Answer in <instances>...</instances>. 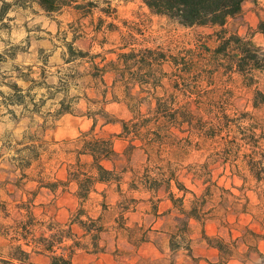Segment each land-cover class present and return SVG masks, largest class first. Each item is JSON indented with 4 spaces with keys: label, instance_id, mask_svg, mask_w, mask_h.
<instances>
[{
    "label": "rangeland",
    "instance_id": "obj_1",
    "mask_svg": "<svg viewBox=\"0 0 264 264\" xmlns=\"http://www.w3.org/2000/svg\"><path fill=\"white\" fill-rule=\"evenodd\" d=\"M17 1L0 0V53L6 55V57L3 55L6 62L0 63V82L5 83L15 81L22 83L16 77V66L32 63L41 66L45 59L52 66L51 71H56L57 68L53 65L59 63L62 65L61 53L64 48L61 40L56 37L57 20H62L64 26L69 21L67 16L59 17L56 21L43 18L39 14L38 6L22 9L21 3ZM113 5L118 9L116 22L121 29L120 32L109 35V41L115 44L121 41L122 33H128L124 20L133 22L142 29L139 31L142 34L135 31L138 45L160 46L175 52L178 49L192 48L201 53L202 48L199 49L197 45L199 40L205 41L211 49H215L220 44L215 35L209 36L213 33V28L180 26L167 17L152 14L149 8L138 0L128 3L124 0H113ZM261 20H264V0H245L240 15L228 21V28L242 37L250 38L255 44L264 46V35L258 29ZM38 37H44V40ZM101 38L100 35L99 39ZM68 39L71 40V35ZM78 45L86 48L89 40L79 41ZM112 45V43L106 44L105 48ZM102 50L97 42L92 51ZM87 66L88 64L85 63L80 68L84 69ZM68 67H71L70 64L64 63L63 71ZM164 70L171 72L173 68L171 65H165ZM35 71L40 70L35 68ZM206 77L199 83L201 98L189 92L179 93L175 95L176 101L167 100V107L177 108L183 105L191 107L198 114L194 121L198 128L202 125L208 127L206 121H211L210 118H215L218 111L223 109L231 117L239 113H249L253 118H246L243 125L259 122L261 127L264 126V103L260 102L259 107L254 106L256 89L264 93L262 73H255L256 83L252 86L246 84L239 72L230 71L225 66L212 77ZM85 81H89V78ZM106 81L109 85L106 99L95 89H87L91 99L94 100L91 105L96 109L105 107L108 118L114 119L113 123H106L107 118L99 117L95 127L96 133L113 139L117 152L113 161H107L106 165L116 166L118 170L126 167L140 169L146 164L148 153L136 146L142 143L140 139L132 141L131 137L121 136V120L133 117L137 113L152 116L160 97L170 99L174 95L171 79L163 78L162 86L156 88L131 84L129 89L124 85L112 88L110 86L112 79L109 76ZM0 89L7 93L12 91L7 85H0ZM101 89H104V86H101ZM82 90L72 87L69 95L72 97L82 93ZM207 90L210 92L208 93ZM52 102L51 100L47 102L43 112L52 106ZM86 106H88L86 100L82 99L73 115H66L56 122H51L49 119L46 131L41 128L44 123L42 118L36 117L33 123L28 118H23L16 124L5 106H0L1 225L15 228L19 220L29 219L28 210H31L36 218L34 232L37 236L46 230L51 222L62 224L70 222L71 213L79 207V200L74 194L75 185H71L66 190L60 187L57 191H52L44 187L39 188L37 181L23 179L22 182L25 184L19 186L18 181L22 177V171L16 167L11 158L19 143L29 142L31 138L43 137L56 141L52 148H73V143H65L64 140L72 141L80 130H87L93 126V119L81 116ZM11 109H14L18 115L21 111V108L11 107ZM221 122L225 125L227 122L223 113ZM149 126L154 127V123L151 122ZM189 128L188 123L182 125L180 129L177 128L176 136L165 139L163 144L156 143L155 150L151 151L150 155L158 164L176 170L181 181L199 195H203L206 200L205 207L213 209L205 228L207 235L212 239L211 244L202 238L200 223H192L194 258L182 252L174 255L168 247V236L163 232L152 233L151 242L137 249L125 238L117 239L114 231H109L104 234L105 252L77 251L73 255V264H264V182L260 183L256 180L248 165L247 154L251 152V145L245 144L243 134L237 133V127H233V132L231 136L227 135L226 141L221 139V134L215 139L196 135L191 137L188 133ZM141 129L142 133H146L145 127ZM226 129L224 127L223 131L226 132ZM260 131L258 128L257 132ZM235 133L238 140L232 138ZM188 138L193 144H189ZM158 146H161V151H157ZM261 146L264 148V139ZM229 148L232 152H229ZM74 158V154H67L64 151L52 159L44 157L46 173H51V176L54 173H59L61 177L65 176L66 166ZM36 165L37 163H34L33 167ZM33 167L27 170L30 176H35L32 172ZM130 175L131 171L128 170L125 179H129ZM126 187L125 184L123 188ZM104 188L105 186L100 185L98 192L93 193L84 203V208L96 217L101 216L105 225L111 227L116 225L115 219L118 213L115 206L119 194L114 187H111L104 197L102 194ZM127 195L140 196V193L127 191ZM187 197L191 199L193 195L189 193ZM30 200H33V206L31 204L29 206ZM3 202L7 204L6 212L2 209ZM186 205H189V200ZM164 208L165 206H162V210ZM147 209L148 212L151 210L150 204H140L136 213L129 212L126 216L131 221L143 218L148 226L154 223V227L161 231H167L169 226L173 225V216L156 218L147 214L145 212ZM65 228H68V225H65ZM74 228L75 231L78 229L77 226ZM5 234V228L3 230L0 227V253L5 257L13 251L12 245L23 243L27 248L24 240L19 242L12 240L15 236L14 231ZM67 243H72V240H68ZM61 248L63 247L56 246L57 252H62ZM31 260L37 264H49L50 257L46 254L32 253ZM13 264L22 263L15 261Z\"/></svg>",
    "mask_w": 264,
    "mask_h": 264
},
{
    "label": "trees",
    "instance_id": "obj_2",
    "mask_svg": "<svg viewBox=\"0 0 264 264\" xmlns=\"http://www.w3.org/2000/svg\"><path fill=\"white\" fill-rule=\"evenodd\" d=\"M28 1L38 2L49 15L62 13L66 9L74 15L75 18L68 24V28L62 31V38L66 46L63 55L64 63L70 64L71 67H68L66 71H61L59 83L54 91L62 94V99L59 101L60 107L54 113H49L50 116L56 118L66 113H72L75 111L76 104L81 99H85L88 104L85 114L93 119V126L88 130L80 131L72 141H65V143H73V148L53 147V149L52 145L57 142L43 137L31 138L29 142L19 143V147L15 148L11 160L22 171V177L18 181L19 186L25 184L22 182L23 179L37 181L39 188L44 187L52 191H57L60 187L66 190L71 185H75L74 194L79 200V207L71 213L69 223L51 222L39 236L34 232L37 221L31 210H28L29 219L19 220L15 228L13 226L4 227L0 224L3 230L5 228V235L14 231L15 236L12 237V240L14 242L24 240L27 247L25 248L23 243L12 245L13 251L9 252V256L5 257L0 253V264H13L15 261L22 264H37L31 260L32 252L48 255L50 257L49 264H73V255L78 249L102 250L100 241L102 234L108 228L101 216L96 217L84 208V203L90 199L93 193L98 192L100 185L105 186L102 192L104 197L111 187H114V190L119 194L115 206L118 213L116 228L126 231L134 244L147 241L148 233L137 225L127 226L126 213L134 210L138 202L134 195L128 196L127 191L151 193L150 199L154 203L155 210L158 205L154 201L169 200L171 202L172 207L169 211L174 212L175 222L170 233L172 250H184L192 254L193 221L201 224L203 238L211 244L212 239L205 232V224L211 217L213 209L205 207L206 200L203 195H199L181 181L176 170L152 160L150 152L155 150L156 143L163 144L165 139L174 138L175 130L180 129L185 123L189 124L188 133L191 137L196 135L215 139L221 134V139L225 141L227 135L231 136L233 127H237V133L243 134L245 144L251 145V152L247 154L250 170L258 182H264V148L261 146L264 139V126L261 127L259 122L243 125L246 118H253L249 113H239L235 117H231L223 109L218 111L215 118L211 117V121H206L208 127L202 125L198 128L194 124L198 114L191 107H187V105L177 108L167 107V100L176 101L175 95L179 93L189 92L191 95L194 94L201 98L199 83L206 76V78L212 77L224 66L230 71L239 72L249 86L256 83V72L264 75V46H259L250 38L242 37L236 31L228 28V21L240 15L245 0H138L147 6L152 14L167 17L180 26L213 28L214 31L209 36L215 35L220 44L215 49H211L205 41L199 40L197 45L199 49L202 48L201 53L192 48L178 49L175 52L160 46L138 45L135 31L139 32L142 29L127 20H124V25L128 27V33L121 34L119 43L110 42L109 35L121 30L120 25L116 22L118 9L113 5V0ZM133 1L137 0H124L126 3ZM258 29L264 35V20L260 21ZM69 32H72L73 38L72 41L66 42ZM139 33L142 34V32ZM89 35L92 45L88 50H83L75 45L76 40ZM100 35L101 39H99ZM97 42L103 50L93 52L92 47ZM109 43L113 45L105 48ZM2 57L3 55L0 54V61ZM85 63L88 66L81 69L80 67ZM165 65H171L173 70L165 71ZM30 73L31 71L23 78L25 81L31 82L28 91L24 93L18 83H13L10 86L13 93L8 99L10 102L26 107L27 97L31 98L29 101L34 104V108L31 110L34 114L39 112L43 102L35 103L30 91L34 88L44 86L51 88V86L45 81L44 70L39 80L29 78ZM107 76L112 79L110 85L112 88L124 85L127 89L131 84L156 88L162 86L163 78L170 77L171 79L174 95L170 99L160 97L152 116L148 117L145 114L137 113L133 117L121 120V136L131 137L132 141L140 139L142 143L136 144V146L148 153V160L140 169L126 167L118 170L116 166L106 165L107 161H113L117 152L113 139L96 133L95 127L99 117L107 118L106 123H113L114 119L108 118L105 107L96 109L91 105L94 100L91 99L87 89H95L106 99L109 91ZM86 78H89V81L86 82ZM82 83L83 86H81ZM101 86H104V89H101ZM72 87L82 88V93L71 97L69 92ZM207 91L210 92V90ZM260 102L264 103V93L260 89H256L254 106L259 107ZM222 113L227 121L226 125L221 122ZM151 122L154 123L155 128L149 126ZM142 127L147 129L146 133H142ZM224 127L227 128V133L223 131ZM46 128L47 126L42 127L43 130ZM258 128H260V132H257ZM236 135V133L232 135V138L238 140ZM188 142L190 145L193 144L190 139ZM62 151L74 154L75 158L67 164L65 176L61 177L59 173H54L51 176V173H46L43 158L52 159ZM157 151H161V146H158ZM229 152H232L231 148H229ZM34 163H37L35 167H33ZM32 167L35 176H30L27 173V170ZM128 170L131 171V175L129 179H125ZM125 184L127 185L126 189L123 188ZM189 193L193 195L191 199L187 197ZM188 200L189 205H186ZM30 204L33 206V200L29 201V206ZM2 205V209L6 212V202H3ZM41 224L43 225V223ZM65 225H68V228H65ZM75 226L78 228L77 231H75ZM48 232H50L49 235H47ZM68 240H72V243L68 244ZM56 246H62L63 251L57 252Z\"/></svg>",
    "mask_w": 264,
    "mask_h": 264
},
{
    "label": "crops",
    "instance_id": "obj_3",
    "mask_svg": "<svg viewBox=\"0 0 264 264\" xmlns=\"http://www.w3.org/2000/svg\"><path fill=\"white\" fill-rule=\"evenodd\" d=\"M17 2L21 3L20 6H21L22 9L23 8L25 9L27 7L30 8L32 6H38L39 9H40V13L39 12L38 13L41 14L43 18L51 19L52 21H54V20L56 21L59 17H64V16H67L69 18V21L66 23L65 26L63 25V21L62 20H57V26L58 27H57L56 37L61 40L62 46H64V48H63L62 53H61L62 65H60V63L53 65L54 67L57 68L56 71H54V72L51 71L52 66L49 65V61L47 59H45V61L42 63L41 66H38V65L32 63V64H28V65H24V66H16L15 67V69L17 70V76L16 77H17V79H20L22 81V83H20L19 81H17V82L15 81L14 83H18L19 86H21L23 88V92L24 93H26L28 91V88L31 85L30 81H25L23 79L24 75L31 71L29 78H34V79H38L39 80L41 78L40 77L41 73L43 72V70L45 71V75H46L45 81H46V83L48 85L51 86V88H46L44 86V87H41V88H34V89H32L30 91V95L33 97V101L35 103H40L41 104V102H43V104L40 107L39 112L34 113V114L32 113L31 110L34 108V104H31V101H29V99L31 100V98L27 97V104H26L27 106L25 107V105L15 104L13 102H10L8 97L11 96V94L13 93V90L11 92L7 93V92H4L2 89H0V106H5V108L11 114V116L14 119V121L16 122V124H18L23 118H28L30 120V122L33 123V121L36 119V117H40V118H42L44 120V123L42 125V127H43V126H46L48 122H50L49 119H51V122H56V121L62 119L63 117H65L66 115H69V114L73 115L75 113V111L72 112V113H66V114L62 115L61 117H59V118L50 116V113H54L57 109H59V107H60L59 101L62 99V94L61 93H55L54 92L56 87H57V85H58V83H59L60 75L62 74L61 71L63 70V65H64L63 55H64V51H66V46L64 45V40L62 38L63 37L62 31H64L65 29L68 28V24L70 22H72V20L75 17L71 13V11L68 10V9L64 10L62 13H55V14L49 15L42 8V6L38 2L28 1V0H18ZM8 15H9V13H8ZM25 27L26 26L24 24V28ZM41 28H43V27H41ZM70 35H71V40L68 39ZM72 38H73V34H72V32H69V34H68V36L66 38V42L72 41ZM38 39L44 40V37H38ZM87 40H89V45L86 48H82V47H80L78 45L79 41H87ZM75 45L78 46L79 48L83 49V50H88L90 48V45H92V40H91L90 35L88 37H86V38H80V39L76 40ZM93 47H92V50H93ZM3 55L6 57L5 54H3ZM4 56L2 57V60L0 61V63H5L6 62V58L4 60ZM29 68H31V70H29ZM35 68H39L40 71H35ZM24 71H27V72H24ZM12 84L13 83L0 82V85H7L9 87ZM48 89H50V90H48ZM40 91H42V93H40ZM50 91H52L53 93L50 94L49 93ZM38 96H39V99H38ZM49 100L53 101L51 103L52 106L50 108H48V110L46 112H43V110H44V108L47 105V102ZM81 100H80V102H81ZM80 102L78 104H76L75 110L78 109L77 107L80 104ZM11 107L21 108V111H20L19 115L16 113V111L14 109H11ZM86 110H87V106L85 107L84 111L81 113V116L90 119L85 114ZM28 127H31V126L28 125ZM84 130H86V129H83V130H80V131H84ZM64 141H66V140H64ZM135 193H140V196H135L134 195L138 199V202L136 204V208L134 210L129 211L130 213H136L139 210V205L140 204H150L151 210L149 212H148L149 209H147L145 211L147 214H149V215L151 214V215H153L156 218H164V217H167V216H173V222H174V212L173 211H171V212L169 211V209L172 207L171 202L169 200H161V201H158V202L154 201L158 205L157 210H155V208L153 207L154 203L150 199L151 193L145 192V191L144 192H135ZM143 194H146V195H143ZM162 206H165V208L163 210H162ZM129 212H127V213H129ZM126 217L128 218L127 219V226L134 227V226L137 225L138 227L143 228V231H147V233H148V240L147 241H145L143 243H140V244H134L133 240L130 238L129 234L126 231H123L122 229L116 228L118 223L116 222V219H115L116 225H113L111 227H108L107 225H105L108 228V230L102 234V240L100 241V245L102 247V250L93 251L92 248H90V249L81 248V249H78L77 251L82 250V251H87V252H90V253H103V252H105L106 245H104V243H103L104 242V234L108 233L109 231H114L115 237L117 239H119V237L125 238L126 241L129 244L135 246L137 249H139V248L143 247L144 245H146V244L151 242L152 233H154V232H163L164 234H167V236H168V247L170 248V250L172 251V253L174 255H178V254H180L182 252V253H186L188 256L194 258V246H193L194 236H193V233H192V238H193V241H192V254H189V253H187L184 250L174 251V250L171 249V247H170V233L173 230V226H174L175 222L173 223L172 226H169V229L167 231H161V230H158V229H156L154 227V223H151L148 226L146 221L145 220L143 221V218L141 220L137 219V220H132L131 221L128 216H126ZM103 222H104V220H103ZM193 223H198V222H194L193 221ZM205 228H206V224H205ZM205 232H206V229H205ZM206 234H207V232H206ZM201 235H202V227H201ZM202 238H203V235H202ZM211 247H213V246H211ZM29 250H31V248ZM32 253H35V252H32Z\"/></svg>",
    "mask_w": 264,
    "mask_h": 264
}]
</instances>
